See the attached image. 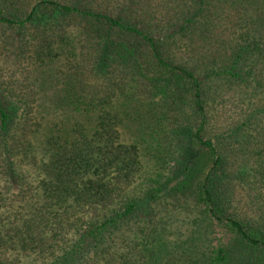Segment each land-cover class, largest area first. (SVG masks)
<instances>
[{
  "label": "trees",
  "instance_id": "trees-1",
  "mask_svg": "<svg viewBox=\"0 0 264 264\" xmlns=\"http://www.w3.org/2000/svg\"><path fill=\"white\" fill-rule=\"evenodd\" d=\"M0 264H264V0H0Z\"/></svg>",
  "mask_w": 264,
  "mask_h": 264
}]
</instances>
